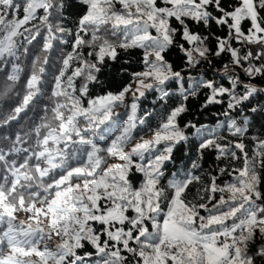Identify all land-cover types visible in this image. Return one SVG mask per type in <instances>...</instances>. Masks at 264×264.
Returning <instances> with one entry per match:
<instances>
[{"label":"snow or ice","instance_id":"obj_1","mask_svg":"<svg viewBox=\"0 0 264 264\" xmlns=\"http://www.w3.org/2000/svg\"><path fill=\"white\" fill-rule=\"evenodd\" d=\"M0 264H264V0H0Z\"/></svg>","mask_w":264,"mask_h":264},{"label":"trees","instance_id":"obj_2","mask_svg":"<svg viewBox=\"0 0 264 264\" xmlns=\"http://www.w3.org/2000/svg\"><path fill=\"white\" fill-rule=\"evenodd\" d=\"M154 99V97L149 96L148 101L145 103V107H148L150 105L151 100ZM190 107L194 110L196 115L199 117L200 122L206 123V124H213L215 122V117L212 115L213 112L218 111V108H210L207 112L199 113L196 111L198 108V104L190 102ZM122 111V110H121ZM214 156L213 155H206L204 167L205 169L214 167ZM194 191V190H193ZM20 218H24V214H20Z\"/></svg>","mask_w":264,"mask_h":264}]
</instances>
